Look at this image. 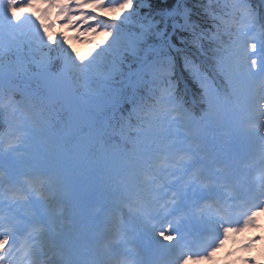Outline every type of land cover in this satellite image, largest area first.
<instances>
[{"label":"snow or ice","instance_id":"1","mask_svg":"<svg viewBox=\"0 0 264 264\" xmlns=\"http://www.w3.org/2000/svg\"><path fill=\"white\" fill-rule=\"evenodd\" d=\"M76 6L83 4L84 0H75ZM183 8L177 3L176 8L170 9L173 16L179 19L174 21L173 32L167 35L169 41L168 47L176 49L177 45L172 43V37L175 31H181L184 35L180 37V43L184 44L191 40L190 47L203 54L204 42L209 46L215 45L213 51L216 53L212 57L214 71L224 77L229 89L236 91L235 78L239 75L241 68L247 73L252 82L251 93L246 97L245 103L239 106L238 120L246 132H250L258 141L257 150L254 158L245 161L242 167L250 173V183L244 187L245 198H242L241 204L245 206L244 213L236 212V215H243V227L254 226L257 229L261 227L259 217L264 214V135L260 132L264 130V74L257 80L255 73L260 71V55L264 49V22H261L259 10L251 5L250 0H200L199 8L201 17L193 19V7L190 0H181ZM146 0H142V4ZM74 0H64L54 5L56 9L73 7ZM47 6L40 3V0H0V35L5 30L10 32L19 31L23 22H29L35 25L34 31L43 36V29L47 25L42 17L37 15V11ZM137 6V0H121L119 5L108 6L107 0H99V3H93L92 7L106 8L112 11L116 16L114 23H120L124 15H128ZM150 6V5H149ZM15 8L12 12L9 9ZM119 11L120 15H117ZM67 15V13H62ZM201 21H204L202 24ZM167 28H165V32ZM227 37V40H225ZM62 39L56 35L48 40L49 45H55ZM116 39V30L98 46L103 49L112 44ZM97 49H89L91 55L96 54ZM3 52L0 47V61H2ZM180 65L184 74L189 80L197 85L203 95L209 99V108L212 109V98H219L220 93L215 83L210 78V73L205 67L203 61L195 56L185 52L180 57ZM154 72H159L161 80L167 79V86L159 88L160 95L157 103L148 109L149 119L147 121L152 133V140L155 147L151 148L147 155H139L134 159L133 171L130 180L125 187V192L130 194L131 203L125 202L122 207L133 214H140L147 217L154 207L165 208L163 218L157 222H152L153 235L158 241H167L168 244H176L180 240L181 232L176 225L181 219H192L201 217L206 208H211L216 201H202L197 204L192 201L187 208H184L178 193L169 187L160 177L166 175V169L187 170L188 165L192 167L190 174L185 181V195L187 187L193 182L198 183L201 188L209 189L216 182L202 174V168L196 165L197 158H205L206 154L201 151L200 136L203 131V125L199 122L202 118H195L192 113L182 109V105L171 102L174 100V89L178 88V83L173 85L172 79L176 71V57H164L159 63L153 65ZM34 125L38 126L37 118L29 114ZM195 121V122H194ZM183 125V137L176 135V123ZM12 129H9V135L6 138L4 132H0V151L15 147L23 133L17 132L15 136L11 135ZM186 143V148L178 147L179 144ZM174 146H177L174 148ZM220 170V169H218ZM139 175V179H137ZM226 175L231 176V172ZM175 177L169 179L171 184ZM30 192H34L41 198L47 206L54 197L58 195L63 188V180L53 167L46 173H37L32 176L23 177ZM221 186L229 194L236 193L241 187L238 179L222 180ZM11 188L5 183L3 172H0V200L5 196L4 189ZM169 195L166 199L162 198L164 194ZM9 199H26V194L22 192L7 193ZM179 207L180 215L173 223L172 209ZM219 210V209H218ZM225 218L221 224L228 225L223 229V238H221V228L212 229L216 240L215 247L210 251L205 250L201 256L199 248L193 250L195 239L187 240L188 250L181 249L177 256L167 264H187V261H193L196 264L201 259H212L215 256L216 248L223 247L224 240L232 238V233L239 231L240 219H231L228 212L224 213ZM71 209L58 201L53 204L52 211L49 212L47 222L39 219L34 220L24 230H21L15 221L6 217L0 212V264H65L66 253L58 237L60 230L55 227V223L71 225ZM109 221V230L117 229L119 224L123 223V212L117 210L115 215L107 216ZM255 221L253 225L252 222ZM191 236V233H189ZM259 238L264 241V236L251 238L253 241ZM248 239V238H246ZM102 247H107V240L102 241ZM105 264H134V261L127 257H111L105 261Z\"/></svg>","mask_w":264,"mask_h":264},{"label":"rangeland","instance_id":"2","mask_svg":"<svg viewBox=\"0 0 264 264\" xmlns=\"http://www.w3.org/2000/svg\"><path fill=\"white\" fill-rule=\"evenodd\" d=\"M121 0H108V6H114L120 3ZM95 3H99L96 1ZM102 9L104 12H109L106 8L97 7ZM94 18L93 15H89L85 13L83 10L79 11L78 15L73 14L68 17L66 21V26L73 27V30L78 33L75 35V38L71 36L68 32H66V36L69 39V43L80 50L84 57L86 66L90 67L94 64L95 55L101 49L98 46L111 34L110 31H106L98 26L96 21H92ZM83 27V30H80V27ZM78 34H85V37L80 38ZM41 39V38H40ZM124 43V38L122 35H117L116 39L112 44L105 47V49H109L110 51L116 50ZM130 44V43H129ZM132 44V43H131ZM89 49H97L95 55H91L89 53ZM264 70V62H260V71L256 72L255 70V79L258 78L260 73H263ZM87 73V72H85ZM53 73L49 71V74L43 73L42 75V83L48 86L51 83L63 82L58 78H54ZM258 80V79H257ZM236 83V98L234 100L224 101L221 96L219 98H212L211 103L213 105L210 110L209 116L206 121L200 122L204 127L200 136L201 141V151L206 154L204 158L210 159V155L214 153L215 150H220L222 157H224V149L230 147L233 142H241L244 139L238 135H232L229 130H233L238 125V121L233 117L239 110V103H245L246 97L250 95L252 82L248 77L247 73L241 75L237 79ZM195 122V121H194ZM25 123V122H23ZM176 135L178 137H183V125L179 122L176 123ZM26 141H25V140ZM255 144V150H257L258 141L256 138L251 137L248 139ZM15 147L10 148L9 156L5 158L6 162L4 163V167L12 166L21 169L25 176L26 175H34L37 173H46L52 170V164L46 161H42L38 163V157L42 159H47L49 157V152L46 148L40 145L39 142L35 141V137H31L30 135L26 137H22ZM206 146L211 147V150L208 151ZM214 146V149L212 148ZM177 146H174V148ZM178 147L186 148V143L179 144ZM36 155H38L36 157ZM42 156V157H41ZM89 157V155H88ZM84 160L85 168L83 167V163L79 161H74L72 158H58L59 161L65 163L63 168H55L56 172L63 180V191L57 197H54L53 201H50L47 206H53V203L57 201L63 204L64 201L68 202V207L71 209V220L72 224L69 225L71 227L73 225V221L78 217L84 216L87 211V204L90 203L89 210L98 211V204L101 201V197H105V202L114 203L116 200H124L128 203H131L130 194L129 197H123L120 188H117L116 184L113 183L111 179H106L104 175V164L101 160L96 159L92 156V159ZM36 160V163L35 161ZM128 160L131 161V164H128ZM133 159L127 158L124 160L122 167H125L129 174L133 171ZM74 163V164H68ZM68 164V165H66ZM78 168L82 171H79ZM62 169V172L58 171ZM137 179H139V175H137ZM130 177L125 179V186L128 184ZM80 197V198H79ZM103 197V198H104ZM79 198V199H78ZM42 203L44 201L39 198ZM45 206V205H44ZM116 209V207H113ZM51 212V208H49ZM120 232V230L118 231ZM249 258L247 263L249 264H262L264 262L261 261L260 258L254 256L253 250L248 251ZM264 256V253H263ZM210 264L209 260L207 261ZM207 262L205 264H207ZM215 261H213L214 264ZM196 264H199L196 262ZM237 264V263H234ZM246 264V263H243Z\"/></svg>","mask_w":264,"mask_h":264},{"label":"trees","instance_id":"3","mask_svg":"<svg viewBox=\"0 0 264 264\" xmlns=\"http://www.w3.org/2000/svg\"><path fill=\"white\" fill-rule=\"evenodd\" d=\"M250 1L256 7L258 6L257 0ZM199 2L200 0H190L194 13L193 19L201 17ZM177 3H179L180 8H183L184 5L181 0H146V3L143 4L142 0H137L136 8L128 15H124L120 23L110 24V26L114 27L113 29L126 38L127 42H130L132 47L124 49L125 51L122 54L120 52L116 54L119 56L117 58L105 56L106 52L98 54L100 57L99 61H96L95 70L97 67H100V69L104 68L105 70H102L104 71L103 73L110 75L109 78H102V76L99 78V83L102 84L103 82L108 87V90L100 94L99 101L103 102L100 109H93L101 116L99 119L102 116L108 117L110 113H117L128 127L130 123H136L137 120L144 117L143 111L157 103L160 95L159 88L167 86L166 77L161 80L160 73L153 70V65L159 63L167 56L176 57V71L172 79L173 85L178 83V88L174 89L175 99L188 107L205 103V96L202 90L189 80L180 65V57L185 52L195 56L197 59L198 57L194 52L200 57H204V52L201 54L190 47V39L188 42L181 44L180 37L184 34L178 28L172 37V42L177 45L176 49L169 48L165 37H163L173 32L174 21L179 19L178 16H173L170 11V9L176 8ZM117 15H120V13ZM201 23L203 24L204 21H201ZM165 28H167L166 32ZM138 35L142 37L140 42ZM155 36L159 37L157 38L158 42L153 41L152 38H155ZM147 40H149V43H147L150 46L145 44ZM204 47L207 48L206 50L213 51L215 45L209 46V43L205 41ZM75 56L77 58V55ZM58 57L57 43L54 46L48 44L46 48L39 51L38 56L41 62L56 61ZM202 61L204 63V60ZM1 62L8 63L9 58L6 56L2 57ZM178 73L181 74L184 82L191 87L193 91L191 99ZM17 97V102L23 104L24 97L21 99L19 95ZM107 97L111 98L107 101ZM98 105L96 103V106Z\"/></svg>","mask_w":264,"mask_h":264},{"label":"water","instance_id":"4","mask_svg":"<svg viewBox=\"0 0 264 264\" xmlns=\"http://www.w3.org/2000/svg\"><path fill=\"white\" fill-rule=\"evenodd\" d=\"M53 93V92H52Z\"/></svg>","mask_w":264,"mask_h":264}]
</instances>
